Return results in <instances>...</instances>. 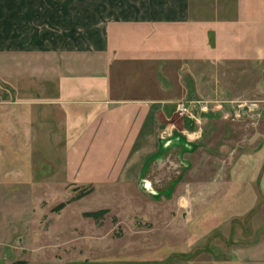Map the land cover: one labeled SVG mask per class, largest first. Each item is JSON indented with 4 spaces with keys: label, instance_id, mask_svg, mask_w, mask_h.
I'll list each match as a JSON object with an SVG mask.
<instances>
[{
    "label": "crops",
    "instance_id": "crops-1",
    "mask_svg": "<svg viewBox=\"0 0 264 264\" xmlns=\"http://www.w3.org/2000/svg\"><path fill=\"white\" fill-rule=\"evenodd\" d=\"M261 38L264 0H0V106L16 121L0 132L25 134L37 109L47 110L62 126L71 180L93 193L124 187L122 207L86 212L116 211L128 228L163 214L170 234L155 243L159 254H190L184 264H264V244L252 239L217 257L192 255L178 241L189 232L185 195L131 188L151 184L143 172L154 162L190 161V130L174 131L164 117L175 102L197 99L206 80L242 79L244 62L258 69ZM165 197L172 206L160 205Z\"/></svg>",
    "mask_w": 264,
    "mask_h": 264
},
{
    "label": "rangeland",
    "instance_id": "rangeland-1",
    "mask_svg": "<svg viewBox=\"0 0 264 264\" xmlns=\"http://www.w3.org/2000/svg\"><path fill=\"white\" fill-rule=\"evenodd\" d=\"M250 66L244 62L242 79L206 80L197 99L175 102L163 123L190 130L187 137L196 145L190 161L154 162L143 172L152 186L139 180L131 187L185 195L189 236L181 233L178 241L189 243L192 255L217 257L247 239L264 244V53L258 69ZM182 101H193L185 115L177 109ZM2 109L0 128L14 126ZM47 112L37 109L25 134L0 132V264H184L190 254H159L155 243L167 238L170 224L158 219L163 214L136 219L134 228L115 210L100 220L85 216L103 206L122 207L124 187L99 185L93 193L91 184L71 180L58 144L62 126L47 121ZM85 190L90 192L80 196ZM161 200L172 206L171 199ZM62 202L66 206L54 211Z\"/></svg>",
    "mask_w": 264,
    "mask_h": 264
},
{
    "label": "trees",
    "instance_id": "trees-1",
    "mask_svg": "<svg viewBox=\"0 0 264 264\" xmlns=\"http://www.w3.org/2000/svg\"><path fill=\"white\" fill-rule=\"evenodd\" d=\"M90 192V190H85L80 194V196H84L86 193ZM66 206L65 202L60 203L57 205L53 210L54 211H60ZM108 212L107 209H100L98 211H90V212H85L86 217H93V218H100L103 217L106 213Z\"/></svg>",
    "mask_w": 264,
    "mask_h": 264
},
{
    "label": "built area",
    "instance_id": "built-area-1",
    "mask_svg": "<svg viewBox=\"0 0 264 264\" xmlns=\"http://www.w3.org/2000/svg\"><path fill=\"white\" fill-rule=\"evenodd\" d=\"M191 102H193V101H188V102L182 101V102H180V103L178 104L177 109H178V111H179V113H180L181 115H185V114H187V113L190 112V106H189V104H190ZM187 104H188V105H187Z\"/></svg>",
    "mask_w": 264,
    "mask_h": 264
}]
</instances>
